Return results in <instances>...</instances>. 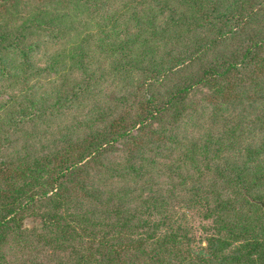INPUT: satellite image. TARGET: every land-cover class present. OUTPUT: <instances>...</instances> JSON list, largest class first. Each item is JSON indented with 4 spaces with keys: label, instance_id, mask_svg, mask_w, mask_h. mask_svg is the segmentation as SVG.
Returning a JSON list of instances; mask_svg holds the SVG:
<instances>
[{
    "label": "trees",
    "instance_id": "trees-1",
    "mask_svg": "<svg viewBox=\"0 0 264 264\" xmlns=\"http://www.w3.org/2000/svg\"><path fill=\"white\" fill-rule=\"evenodd\" d=\"M256 201L264 0H0V264H264Z\"/></svg>",
    "mask_w": 264,
    "mask_h": 264
},
{
    "label": "rangeland",
    "instance_id": "rangeland-1",
    "mask_svg": "<svg viewBox=\"0 0 264 264\" xmlns=\"http://www.w3.org/2000/svg\"><path fill=\"white\" fill-rule=\"evenodd\" d=\"M191 217H192V223H193L194 226H197V225H198L199 223H201V222H205V221L201 218V216H200V212H198V211H194V212H192V213H191ZM194 231H195V232H198V230H197L196 227L194 228Z\"/></svg>",
    "mask_w": 264,
    "mask_h": 264
},
{
    "label": "water",
    "instance_id": "water-1",
    "mask_svg": "<svg viewBox=\"0 0 264 264\" xmlns=\"http://www.w3.org/2000/svg\"><path fill=\"white\" fill-rule=\"evenodd\" d=\"M256 203L261 207V209L263 210V212H264V203L263 202H261V201H256ZM27 221H25V223H26Z\"/></svg>",
    "mask_w": 264,
    "mask_h": 264
}]
</instances>
